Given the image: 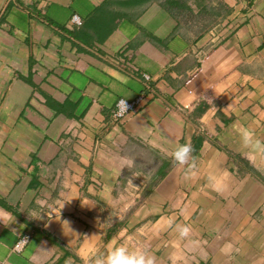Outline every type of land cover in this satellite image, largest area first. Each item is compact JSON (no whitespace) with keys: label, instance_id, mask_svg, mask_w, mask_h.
Returning a JSON list of instances; mask_svg holds the SVG:
<instances>
[{"label":"crops","instance_id":"0c3cea01","mask_svg":"<svg viewBox=\"0 0 264 264\" xmlns=\"http://www.w3.org/2000/svg\"><path fill=\"white\" fill-rule=\"evenodd\" d=\"M242 129L264 141V0H0V264L113 245L264 264V157ZM185 143L195 175L171 156Z\"/></svg>","mask_w":264,"mask_h":264},{"label":"clouds","instance_id":"9594fccd","mask_svg":"<svg viewBox=\"0 0 264 264\" xmlns=\"http://www.w3.org/2000/svg\"><path fill=\"white\" fill-rule=\"evenodd\" d=\"M242 146L248 149L249 156L264 157V141L254 136V133L249 129L241 130ZM194 148L191 144L185 143L177 145L172 151V159L181 166H187V172L190 175H195L194 169L196 168L195 157L192 155ZM230 174L225 170L219 175L209 177L210 186L216 191H224L227 188V182ZM7 217H0V222L6 220ZM173 221L168 219L167 225L171 227ZM67 225V223H66ZM175 231L178 233L180 240H188L189 244L195 246L196 241L190 240L192 229L187 225H175ZM88 238V237H86ZM92 238V237H91ZM90 238V239H91ZM24 244L28 243L27 238H23ZM230 248L231 245H225ZM90 264H156V259L153 255L143 250H130L124 245H113L109 248L106 255H95L92 257Z\"/></svg>","mask_w":264,"mask_h":264},{"label":"built area","instance_id":"2783aa9c","mask_svg":"<svg viewBox=\"0 0 264 264\" xmlns=\"http://www.w3.org/2000/svg\"><path fill=\"white\" fill-rule=\"evenodd\" d=\"M70 24L73 25H80L81 24V19L77 14H73L70 20ZM146 79L149 77L147 75L144 76ZM143 99V94H140L138 97H136L133 101H127L122 98L118 99L117 104H116V110L114 112V118L115 119H122L130 110L134 109ZM23 238H27L28 240V235H22L17 242L15 243L13 249L15 251H20L23 246L25 245L22 242Z\"/></svg>","mask_w":264,"mask_h":264}]
</instances>
